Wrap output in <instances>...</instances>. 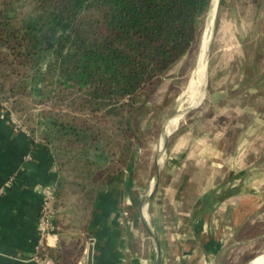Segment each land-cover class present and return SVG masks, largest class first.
<instances>
[{
  "label": "trees",
  "instance_id": "1",
  "mask_svg": "<svg viewBox=\"0 0 264 264\" xmlns=\"http://www.w3.org/2000/svg\"><path fill=\"white\" fill-rule=\"evenodd\" d=\"M211 7L212 0H0V98L68 106L38 113L30 128H40L57 164L58 206L75 197L90 215L100 191L133 171L149 110L138 102L198 45Z\"/></svg>",
  "mask_w": 264,
  "mask_h": 264
},
{
  "label": "crops",
  "instance_id": "2",
  "mask_svg": "<svg viewBox=\"0 0 264 264\" xmlns=\"http://www.w3.org/2000/svg\"><path fill=\"white\" fill-rule=\"evenodd\" d=\"M14 115L0 106V186L9 183L0 199V264H44L40 216L58 167L39 127L32 134ZM170 131L147 188L137 184L135 162L100 191L90 215L75 197L51 202L46 246L59 254L55 264H247L261 253L262 183L250 169L225 174L215 139L188 130L170 145Z\"/></svg>",
  "mask_w": 264,
  "mask_h": 264
},
{
  "label": "rangeland",
  "instance_id": "3",
  "mask_svg": "<svg viewBox=\"0 0 264 264\" xmlns=\"http://www.w3.org/2000/svg\"><path fill=\"white\" fill-rule=\"evenodd\" d=\"M207 31L202 75L198 72L199 56ZM56 36L53 34V40ZM192 78L201 83L202 96L172 128L169 144L188 130L211 137L223 151L225 174L234 168L250 169L253 172L249 176L264 186V0H218L214 15L210 10L204 19L198 45L163 76L153 92L140 98L138 106L145 103L149 110L141 114L145 141L135 161L137 184L147 188L154 158L167 152L162 151L168 133L165 127L174 118L182 102L181 93ZM13 105L21 109L14 112V119L28 129L36 126L38 113L68 109L67 104L51 98H0L1 107ZM115 149L120 154L118 147ZM259 250L261 253L247 264L258 257L255 264L264 255V245Z\"/></svg>",
  "mask_w": 264,
  "mask_h": 264
},
{
  "label": "bare ground",
  "instance_id": "4",
  "mask_svg": "<svg viewBox=\"0 0 264 264\" xmlns=\"http://www.w3.org/2000/svg\"><path fill=\"white\" fill-rule=\"evenodd\" d=\"M217 3H218V0H214L213 1L214 8L212 9V15H214ZM211 24L212 23H210V25ZM208 40H209V32L207 31L206 34H205V37L203 39L202 50H201V54L199 56L198 72L200 74H202L205 71V67H206L205 50H206V45H207ZM195 78H197V77H195ZM195 78H192L190 80L188 88L181 93L180 100L182 102L180 103V107H178V110L176 111V114H175L174 118L169 120V122H168L169 125L168 124L166 125L165 130H167V129L170 130L174 126H176L178 121L181 118H183V116L187 113V111H189L190 109L194 108L193 105L198 101L199 98H201V96H202L201 88H200L201 83L198 80H196ZM185 104H189V106L187 105L188 107H182ZM167 126H168V128H167ZM163 147H164V145H163ZM163 147H162V151H164ZM151 234H152V232H151ZM152 236H153V234H152ZM255 264H264V255Z\"/></svg>",
  "mask_w": 264,
  "mask_h": 264
},
{
  "label": "built area",
  "instance_id": "5",
  "mask_svg": "<svg viewBox=\"0 0 264 264\" xmlns=\"http://www.w3.org/2000/svg\"><path fill=\"white\" fill-rule=\"evenodd\" d=\"M9 183L0 186V199L6 194V189ZM54 200V190L47 193L46 199L44 201V207L40 216V238L38 243L39 257L43 260L44 264H55V261L47 254L43 252L47 244L48 235L54 231L55 224L53 222V211L51 207V202Z\"/></svg>",
  "mask_w": 264,
  "mask_h": 264
},
{
  "label": "water",
  "instance_id": "6",
  "mask_svg": "<svg viewBox=\"0 0 264 264\" xmlns=\"http://www.w3.org/2000/svg\"><path fill=\"white\" fill-rule=\"evenodd\" d=\"M213 1H214V0H212V7H211V10H212V8H214V6H213ZM217 4H218V3H217ZM216 9H217V5H216V8H215V12H216ZM215 12H214V13H215ZM206 46H207V45H206ZM203 74H204V72L202 73V75H203ZM90 264H91V263H90Z\"/></svg>",
  "mask_w": 264,
  "mask_h": 264
}]
</instances>
